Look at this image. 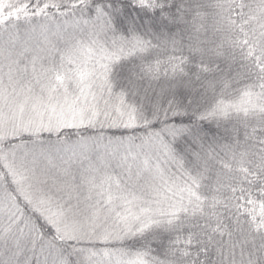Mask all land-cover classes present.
Listing matches in <instances>:
<instances>
[{
  "label": "snow or ice",
  "instance_id": "obj_1",
  "mask_svg": "<svg viewBox=\"0 0 264 264\" xmlns=\"http://www.w3.org/2000/svg\"><path fill=\"white\" fill-rule=\"evenodd\" d=\"M0 264H264V0H0Z\"/></svg>",
  "mask_w": 264,
  "mask_h": 264
}]
</instances>
